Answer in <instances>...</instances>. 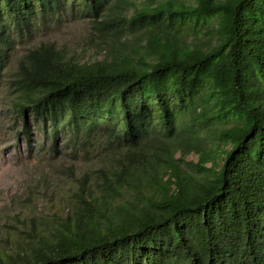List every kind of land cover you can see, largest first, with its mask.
I'll use <instances>...</instances> for the list:
<instances>
[{"label":"trees","instance_id":"16d2710c","mask_svg":"<svg viewBox=\"0 0 264 264\" xmlns=\"http://www.w3.org/2000/svg\"><path fill=\"white\" fill-rule=\"evenodd\" d=\"M81 18L102 58L40 42L8 75ZM3 91L39 153L97 164L65 168L71 212L7 264H264V0H0Z\"/></svg>","mask_w":264,"mask_h":264},{"label":"rangeland","instance_id":"374dc122","mask_svg":"<svg viewBox=\"0 0 264 264\" xmlns=\"http://www.w3.org/2000/svg\"><path fill=\"white\" fill-rule=\"evenodd\" d=\"M135 2L139 4L140 0ZM89 22L88 18L69 21L38 32L32 43L17 45L9 60L8 75L14 72L24 50L40 42H53L80 62L102 58L105 51L101 37ZM181 28L188 42L204 43L205 25L188 22ZM131 40L129 36L128 42ZM12 124L14 114L3 91L0 92V264L19 260V255L29 250L36 231L52 228L55 221L71 212L70 196L77 181L71 180L65 168L72 166L79 178L97 167L94 162H73L65 152L54 157L39 153V147L50 144L49 138L34 131L27 142L16 134ZM186 159L195 162L196 155L190 154Z\"/></svg>","mask_w":264,"mask_h":264}]
</instances>
